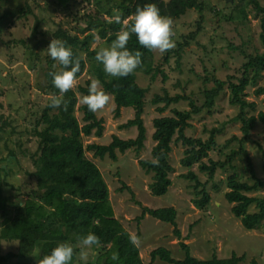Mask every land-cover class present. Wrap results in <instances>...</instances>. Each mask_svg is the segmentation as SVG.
<instances>
[{
    "label": "rangeland",
    "instance_id": "374dc122",
    "mask_svg": "<svg viewBox=\"0 0 264 264\" xmlns=\"http://www.w3.org/2000/svg\"><path fill=\"white\" fill-rule=\"evenodd\" d=\"M118 1L68 0L62 4L57 0H0V128H4L0 136V168L8 183L5 195L10 199L13 218L37 189L36 180L30 177L36 171L33 157L40 153L37 122L54 94L47 73L56 63L45 50L55 34L63 31L80 37L94 34L92 49L108 45L99 35L102 30L112 33L108 25L117 9L112 16L102 11L113 8ZM200 2L204 4L202 11L191 10L172 21L175 47L165 52L154 50L157 79L137 75L139 86L147 90L143 115L147 128L145 148L140 152L117 151L116 161L109 156L96 157L93 151H86V157L102 172L110 190L115 218L125 231L136 237L135 243L145 264H167L160 260L152 262L151 253L159 248L167 249L175 260L183 261L186 258L183 245L201 261L236 255L243 259L240 264H264V222L257 230H246L232 213L234 205L226 200L233 176L250 186L262 183L263 186L257 185V189L247 195L264 198V123L260 120V115L264 114V93L257 94L264 88V70L256 84L246 90V100L254 104L246 112L248 117L257 118L246 139L242 123L236 121L240 108L230 104L231 83L237 84L242 79L244 65L251 56L264 53L261 18L254 7L244 6L238 0ZM260 2L264 6V0ZM82 55L87 66L71 88L76 92L80 88L88 89L91 79H98V62L87 58L84 52ZM109 77L105 74V79ZM219 83L225 86L210 108L206 91L218 88ZM166 92L183 99L161 114L157 109L164 104L155 106L152 101L156 95ZM83 95L78 92V108L85 105L81 102ZM110 97L105 107L96 112L98 119L104 120L103 136L84 137L86 148L92 144L109 145L115 136L125 141L137 138V128H121L135 117L134 109H122V115L117 118L114 98ZM195 109L200 112L192 114L186 136L204 142L214 136L215 140L209 157L202 163L210 165L213 161H228L233 154L235 157L225 168L210 175L201 170L202 163L184 168L181 162L187 148L181 142H173L169 157L173 168L169 173L172 186L165 196H154L151 193L154 174H147L139 165L141 160H152L156 146L154 120L175 117L176 111L193 113ZM76 116L84 125L83 112L77 110ZM205 196L210 197L209 204L204 209H196L195 200H203ZM145 208L176 209V225L149 215L140 218ZM250 209L251 213L257 211L255 205ZM13 218L0 215V264L37 262L42 245L31 250L21 241L2 239L4 223ZM75 249L74 264L104 263L107 250L100 246L77 243ZM8 256V260L5 259Z\"/></svg>",
    "mask_w": 264,
    "mask_h": 264
},
{
    "label": "trees",
    "instance_id": "16d2710c",
    "mask_svg": "<svg viewBox=\"0 0 264 264\" xmlns=\"http://www.w3.org/2000/svg\"><path fill=\"white\" fill-rule=\"evenodd\" d=\"M57 1L65 4L68 0ZM108 1L111 2V0ZM238 2L244 6L254 7L260 16L262 30L260 38L264 45V6L260 0H238ZM147 3H154L160 9L161 14L170 17L172 21L181 18L188 11H202L204 8L200 0H119L113 8L103 10L102 14L112 16L113 10L117 9L122 18H126L131 16L138 6L142 7ZM108 26L112 33L102 30L99 36L110 44L115 39V33L120 25L112 21ZM54 39H61L72 48L75 57L80 61V71L76 74V79L81 77L87 66L82 53L84 52L87 58L95 60L98 49L91 47L92 42L95 41V35L88 34L80 37L78 34L63 31L56 33ZM127 47L133 51L139 50L142 54V63L133 73L127 77L105 79V72L100 63H98L96 73L103 84L102 89L114 98L117 118L122 115V109H134L135 117L121 128H137V138L125 141L115 136L109 145L92 144L86 148L84 137H90L93 134L102 137L105 130L104 120L98 119L96 112H90L86 105L78 108V92L86 95L88 89L80 88L78 92L73 89L68 90L59 108L50 107L49 103L37 122L36 134L40 138V153L33 157L36 171L30 175L36 180L37 189L32 199L28 198L25 201L24 207L14 218L9 209L10 199L5 195V187L8 183L0 168V215L13 218L9 220L10 222L4 223L3 240L21 241L31 250L42 245L40 255L42 258L43 255L49 254L59 242L68 241L74 246L79 243L83 235L92 232L98 237L95 245L107 250L103 256V264H145L140 256L139 247L130 240L131 234L125 231L121 222L115 218L114 208L110 201V190L102 172L94 162L86 157V151H93L96 157L104 159L109 156L116 161L117 151L121 153L129 150L140 152L145 148L147 128L143 115L147 90L139 86L137 75L151 76V79L155 81L159 72L155 71L154 50L139 45L135 35L131 36ZM168 59L169 55L166 57V62ZM179 60H181L180 55ZM54 70L51 68L50 72ZM263 70L264 53H257L251 56L249 62L244 65L242 79L237 84L231 83L230 85L232 90L230 104L240 108V115L236 121L242 123L245 139L248 138L257 122L256 117H248L246 112L248 107H254V104H249L246 100V90L249 86L256 84ZM50 72L47 76L51 92L59 94V90L52 84ZM218 85V88L206 91L207 106L210 108L214 106L215 99L225 86L224 83ZM263 93L264 88H260L257 94ZM182 99L181 96L172 97L166 92L164 95H156L152 104L155 106L164 104L163 107L157 109L162 114ZM77 110H81L84 114V125H81L76 116ZM199 112V109H195L193 113L176 111L175 117H161L154 120L153 140L156 146L152 150V160L139 162L147 174H154L151 185V193L154 196H165L172 186L169 173L173 168L169 157L173 142H181L187 148L181 165L188 169L208 158L209 152L215 146L214 136L207 142L186 136L188 121L192 114ZM260 120L264 123V114L260 115ZM39 128L42 129L39 130ZM2 133H4V128H0V136ZM233 157H235L234 154L228 158V161H213L210 165L202 163L201 170L214 175L218 169H223L230 164ZM191 176L196 179L193 174ZM230 180V192L226 194V200L234 205L233 215L241 220L246 230H257L264 222V198L250 197L247 193L256 190L257 185L263 186V184L258 183L254 186L242 184L236 176L231 177ZM209 202L210 197L205 196L203 200H195V207L199 210L204 209ZM252 205H255L257 210L254 213L250 212ZM146 215L164 223L173 225L177 223V211L174 208L155 210L145 208L140 218L143 219ZM176 233L180 236L179 231ZM183 248L186 251V258L183 261L175 260L167 249L159 248L151 253L152 262L160 260L167 264H240L243 261L236 255L228 259L213 258L209 261H201L191 254L189 247L183 245ZM76 253L77 249L74 250L72 264L75 262ZM114 255L115 259H113ZM8 258L9 256L5 257L7 260ZM26 264H37V262Z\"/></svg>",
    "mask_w": 264,
    "mask_h": 264
},
{
    "label": "clouds",
    "instance_id": "9594fccd",
    "mask_svg": "<svg viewBox=\"0 0 264 264\" xmlns=\"http://www.w3.org/2000/svg\"><path fill=\"white\" fill-rule=\"evenodd\" d=\"M111 21L120 25L115 33V39L110 44L100 47L95 54V60L103 67V71L110 77H127L133 73L142 63L141 52L127 47L132 35H135L139 45L149 50L165 52L175 47L172 20L162 15L160 9L154 3L138 6L135 12L126 18H122L117 10H114ZM56 63L54 71L50 72L53 86L59 90V95L50 97V107L59 108L63 102V96L73 88L76 82V74L80 71V61L75 57L73 50L61 39H52L45 50ZM59 65V67H57ZM110 94L101 87L99 79H91L88 92L83 95L81 102L90 112L102 110L110 101ZM132 243L136 237H130ZM98 237L89 232L81 237L79 243L83 246L95 245ZM74 246L71 242H59L49 254L37 259V264H72ZM115 255L113 259H115Z\"/></svg>",
    "mask_w": 264,
    "mask_h": 264
}]
</instances>
